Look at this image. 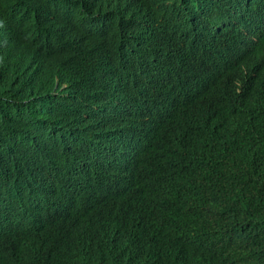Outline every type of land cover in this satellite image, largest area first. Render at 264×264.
<instances>
[{
  "label": "trees",
  "instance_id": "1",
  "mask_svg": "<svg viewBox=\"0 0 264 264\" xmlns=\"http://www.w3.org/2000/svg\"><path fill=\"white\" fill-rule=\"evenodd\" d=\"M250 1L0 0V264H264Z\"/></svg>",
  "mask_w": 264,
  "mask_h": 264
},
{
  "label": "bare ground",
  "instance_id": "2",
  "mask_svg": "<svg viewBox=\"0 0 264 264\" xmlns=\"http://www.w3.org/2000/svg\"><path fill=\"white\" fill-rule=\"evenodd\" d=\"M250 2H252V0L250 1ZM257 4H259V3H256V5ZM157 13H163V12H157ZM263 14L262 13H260V16H262ZM258 16V15H257ZM262 23V22H261ZM9 29H12V28H9ZM100 34H102V33H100ZM2 37H3V34L1 35ZM134 57H135V59H138V57L139 56H137L136 54L134 55ZM1 60L3 61V59H2V57H1ZM5 60V59H4ZM0 68H1V66H0ZM161 79V78H160ZM203 80H205V79H203ZM159 85V86H158ZM160 85H161V83H157L156 84V87L159 89V91H160ZM195 88H196V86H195ZM200 88V87H199ZM198 88V89H199ZM121 98H123V96L121 95ZM49 102H50V100H49ZM48 107H50V106H48ZM56 107H58L57 105H56ZM140 139V138H139ZM137 142H139L140 144H141V142H140V140H138ZM131 153V152H130ZM129 162H130V164H132V161L131 160H129ZM120 163H121V161H120ZM121 169H123V166H121ZM0 175H4V174H0ZM67 208V207H66ZM59 209V208H58ZM66 214H64L63 216H65ZM46 218H48V217H46ZM55 218H60V216H56Z\"/></svg>",
  "mask_w": 264,
  "mask_h": 264
},
{
  "label": "water",
  "instance_id": "3",
  "mask_svg": "<svg viewBox=\"0 0 264 264\" xmlns=\"http://www.w3.org/2000/svg\"><path fill=\"white\" fill-rule=\"evenodd\" d=\"M114 7H115V8H118V6H116V5H114ZM71 24H72V23H71ZM15 49H16V48H15ZM2 63H3V62H2ZM2 63H1V64H2ZM203 84H206V86L209 85V84H210V80L207 79L205 82L201 81V83H199V85H200L201 87H203V86H202ZM145 95H146V94H145ZM145 95H142L141 100H140V102H142L141 104H144V105L146 104V102H145V101H146V97H145ZM257 97H259V96H257ZM59 211H60V210H59Z\"/></svg>",
  "mask_w": 264,
  "mask_h": 264
}]
</instances>
